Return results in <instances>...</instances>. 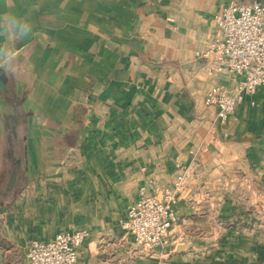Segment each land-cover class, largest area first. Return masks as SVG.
<instances>
[{
	"label": "crops",
	"instance_id": "1",
	"mask_svg": "<svg viewBox=\"0 0 264 264\" xmlns=\"http://www.w3.org/2000/svg\"><path fill=\"white\" fill-rule=\"evenodd\" d=\"M231 1L0 0V16L33 25L12 45L15 71L0 74V155L13 166L0 264H29L30 242L80 230L77 264H155L119 220L140 189L159 196L176 177L182 237L169 264H264V88L220 123L205 96L234 95L238 79L198 58ZM72 155L79 166L63 170Z\"/></svg>",
	"mask_w": 264,
	"mask_h": 264
},
{
	"label": "built area",
	"instance_id": "2",
	"mask_svg": "<svg viewBox=\"0 0 264 264\" xmlns=\"http://www.w3.org/2000/svg\"><path fill=\"white\" fill-rule=\"evenodd\" d=\"M218 38L198 58L206 61L210 73H227L238 79L235 94L222 86H213L205 96V105L217 108V121L226 122L248 96L264 88V5L241 4L232 0L215 16ZM183 182V178H179ZM179 183L161 195H148L140 189L139 199L121 221L123 229L137 247L157 250L170 244L172 227L177 222L173 210L174 193ZM89 237L85 230L60 233L47 242L33 241L27 248L29 264H77L80 247Z\"/></svg>",
	"mask_w": 264,
	"mask_h": 264
},
{
	"label": "rangeland",
	"instance_id": "3",
	"mask_svg": "<svg viewBox=\"0 0 264 264\" xmlns=\"http://www.w3.org/2000/svg\"><path fill=\"white\" fill-rule=\"evenodd\" d=\"M242 3V2H241ZM245 4V3H243ZM3 158L2 155H0V198H2L3 196L1 195V193L3 192V189H6V187H8L7 185H9V182H10V179L9 176H6L5 175V171L7 170H11L12 169V165L10 163H2L1 162V159ZM77 166H79V162H77V160L75 159V157H73L72 155V158H68V160L63 164V170H70L71 168H76ZM11 174V173H10ZM180 177H176V179L172 182V184H170L169 186H167L166 188L162 189L161 191V194L165 191V189L167 188H174L176 186L177 183H179V188L180 190L176 193H174V197L176 198L174 203H173V210H174V205L177 203L178 201V198L180 196V193L182 191V181L179 179ZM75 202H77V200L74 199ZM69 204V202L67 203ZM71 206V205H69ZM175 214H176V217H177V222L175 223V225L172 227V234L170 235V244L168 245H165L164 247H161V248H158L157 250H148V249H145V248H141V247H137L134 243V239H133V247H134V252H136L139 256L141 257H145V258H153L155 259V264H169L171 262V256L174 251H175V247L178 245V243H181V237L179 235L181 234H177L176 233V228H178L181 224H182V221H183V218L182 216L178 215L177 212L174 210ZM65 216H64V219H63V226L61 228H67L69 229L70 228V225L72 224H69L71 221H72V218H73V215H72V211H69V212H64ZM125 218H121L119 220L122 221L124 220ZM67 222V223H66ZM66 224H69V225H66ZM123 229V227H122ZM125 230V229H123ZM126 234L130 237L131 234L125 230ZM31 243V242H30ZM30 243L27 245V248L28 246L30 245ZM106 244L105 243H100L98 244V248L101 249V246H105ZM27 253V251H25ZM186 261H190V260H182L180 259L179 261H177L176 264H185L184 262ZM195 261V259L193 260Z\"/></svg>",
	"mask_w": 264,
	"mask_h": 264
},
{
	"label": "clouds",
	"instance_id": "4",
	"mask_svg": "<svg viewBox=\"0 0 264 264\" xmlns=\"http://www.w3.org/2000/svg\"><path fill=\"white\" fill-rule=\"evenodd\" d=\"M33 25L26 16H0V74H10L15 71L16 53L14 43L31 38Z\"/></svg>",
	"mask_w": 264,
	"mask_h": 264
}]
</instances>
